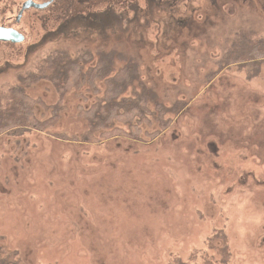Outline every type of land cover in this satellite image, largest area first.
<instances>
[{
  "label": "rangeland",
  "instance_id": "rangeland-1",
  "mask_svg": "<svg viewBox=\"0 0 264 264\" xmlns=\"http://www.w3.org/2000/svg\"><path fill=\"white\" fill-rule=\"evenodd\" d=\"M28 1L51 0H0V27L24 37L0 41V114L21 88L51 119V55L81 61L84 83L47 132L0 135V252L25 264H219L210 242L222 234L228 264H264V60L227 63L246 38L264 39V0H55L18 22ZM123 67L118 104L143 101L142 137L79 141L80 109Z\"/></svg>",
  "mask_w": 264,
  "mask_h": 264
},
{
  "label": "trees",
  "instance_id": "trees-1",
  "mask_svg": "<svg viewBox=\"0 0 264 264\" xmlns=\"http://www.w3.org/2000/svg\"><path fill=\"white\" fill-rule=\"evenodd\" d=\"M231 53L233 55L239 54L238 56L241 60L234 61L230 58L227 60L229 66L264 60V39L251 40L246 38L243 44L240 47H235ZM65 59L63 58V60ZM60 60L58 62L53 61L51 55L47 59L45 67H42L43 70L56 73V76L51 77V82L60 96L58 104L53 108L51 119L41 121L36 115V106L40 103V100L33 98L23 89L16 88L12 91V103L0 114V135L14 131L44 133L58 122L64 104V97L74 89L81 88L84 83L81 61L72 60L71 62L67 58L68 63L65 61L64 65L63 61ZM56 63L59 65H56ZM101 68L102 66L99 64L91 72L89 84L92 88L99 80L98 77L103 73ZM130 79L129 70L123 67L113 78L105 79L107 89L102 102H97L88 109H80L79 116L86 120L88 130L79 141L99 145L103 141L116 139L126 141L140 140L143 135L140 123L146 119L145 104L140 101L138 105L125 106L126 108L118 104L119 99H121L127 89L126 83ZM170 125V123L163 125V130L166 127H170ZM160 135L159 132L155 133L153 138H157ZM218 241L222 242L221 246L216 244ZM210 248L220 256L219 264H228L230 262V251L225 236L222 234L216 235L211 239ZM0 264L25 263L17 253L10 252L3 255L0 252ZM204 264L216 263L206 260Z\"/></svg>",
  "mask_w": 264,
  "mask_h": 264
},
{
  "label": "water",
  "instance_id": "water-1",
  "mask_svg": "<svg viewBox=\"0 0 264 264\" xmlns=\"http://www.w3.org/2000/svg\"><path fill=\"white\" fill-rule=\"evenodd\" d=\"M54 2H55V0H51L50 2L45 3V4H35L32 1L26 2L22 8V10H23L22 13L17 18V21L18 22L21 21L23 14L27 10H30V9L45 10V9L49 8L50 6H52ZM0 41L11 42V43H21L22 41H24V37L21 36L19 32L15 31L13 29L0 27Z\"/></svg>",
  "mask_w": 264,
  "mask_h": 264
}]
</instances>
